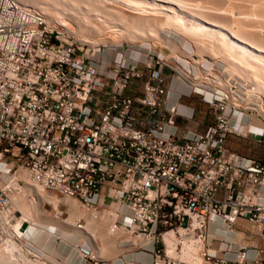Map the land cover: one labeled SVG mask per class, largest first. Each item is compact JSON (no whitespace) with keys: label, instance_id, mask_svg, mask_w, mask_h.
I'll list each match as a JSON object with an SVG mask.
<instances>
[{"label":"built area","instance_id":"1","mask_svg":"<svg viewBox=\"0 0 264 264\" xmlns=\"http://www.w3.org/2000/svg\"><path fill=\"white\" fill-rule=\"evenodd\" d=\"M165 65L126 54L104 63L37 11L0 0V248L13 239L15 163L46 192L103 212L115 242L149 256L134 264H195L168 254L163 234L174 252L197 247V264H264V247L207 239L209 223L228 230L237 219L264 236V161L228 148L241 127L225 94L208 99L202 131L178 132L176 119L190 114L170 104Z\"/></svg>","mask_w":264,"mask_h":264},{"label":"rangeland","instance_id":"2","mask_svg":"<svg viewBox=\"0 0 264 264\" xmlns=\"http://www.w3.org/2000/svg\"><path fill=\"white\" fill-rule=\"evenodd\" d=\"M16 1L18 2V0ZM50 1L51 0H48L47 4L49 5V7H53V6L55 7V8L54 7L52 8V10L54 9L52 11L53 13H47L46 11L41 9V7L37 4H34V5L32 4V6L30 5L29 7H31L30 9L35 10L38 13H40L44 17L45 21H47L46 17L49 18L50 21H47V23L49 22L48 24L51 25V26L49 25L51 28L57 29L63 35H66L73 41L77 42L78 45L82 44L83 48L87 49V51L90 54L92 53L102 60H105V61L107 60V61H112V62L117 61L118 59H121V54L133 55L136 58H140V59L146 56H150L151 58L153 57L154 60L157 59V61L159 62L161 61L166 62L167 65H169V67L171 68L165 65L163 66V71H165L166 73L167 71L169 73H172V77H173L172 83L169 85V92H168L169 94L168 96L170 97V104L174 106L183 104L185 106H181L180 108L187 110L186 111L187 114H190V117L186 119L185 118L176 119V124H179L178 121L180 120L182 122L181 124L183 125L185 124L190 131H202L203 128L205 127V124L211 120L213 109H212V105L208 102V99H210L214 93L218 96L219 94H224L223 93L224 89L227 91H229L230 89L231 90L230 94L229 95L225 94L228 97L226 101L227 107L229 108L231 118L233 117L236 120V122L240 124L241 132L238 134L230 133L227 137L226 144L229 149H231L232 151L236 152L239 155L251 157L258 161H264V89L262 86L258 87L257 85H255L257 87L256 89V87L253 85V83L255 82V79H254L255 77H253L252 75L253 72H251L250 70L247 71L246 69H244L245 72L247 71L245 74V72L242 70L239 72L235 68H231L230 65H233V64H229L228 61L226 62L228 57L227 56H226L227 58L223 57L222 56L223 53L219 55V53L221 52H219L217 45L214 44L215 41L213 39H211L210 37H207L208 39H206L205 36H201L199 39V40L202 39L201 44L200 43L197 44L196 41H193V39L191 40L189 39L190 41L188 40L189 36L190 37L193 36V35L191 36L190 34L188 36L189 31L187 32V35H186L184 34L185 31L181 32L183 30H181L180 32L176 30L178 32L177 33L175 30L169 27H166V28L162 27L159 31H156V32L154 31L155 34L158 33L160 36L158 34L152 35L151 33L153 32H150L149 30L146 29V31L144 32L138 31V33H141V36L136 37L135 33H132L133 35L131 34V31H129L130 29L125 28L126 29L125 30L124 25L117 23L116 24L117 26H114L115 23H111V22L109 23V21L105 22L107 20H104L103 17L102 19L101 17L97 15H90L91 17L93 16L91 23L94 26L93 29L95 30H87L86 28H83L81 26L83 22L85 21L83 18L82 19L76 18L77 16L71 15L69 11L67 12L66 10H61V8L59 10V7L55 6L56 3L53 4L52 1L50 3ZM202 1L200 0V3H199V0L198 2L197 0L196 2L192 1L190 2V4L188 1L187 2L184 1L182 3H187L189 5H192L191 6L192 8H190V6L189 8H187L188 9L187 11H189L190 13H193L197 9V12H198L197 14H199L198 16H203L199 12H202V14H204V12L206 11L210 12L209 7H217V5L215 6V4H213L214 2L212 0H202ZM249 1H247L248 3L246 2L247 3L246 6L241 7L242 9L245 8L244 11H246V9H249V11L250 9L251 11H254V8L252 6L253 3L251 4L252 0L250 2ZM220 3H221V6L224 7V8L221 7V9H225V8L228 9L230 7L227 1L223 3V0H219L218 4ZM199 6H201L200 8L205 6L206 9L202 8L201 9L202 11L200 10L198 11ZM119 7L123 9L121 5H119ZM249 7H252V8H249ZM212 9L210 8L211 11L216 10V8L215 10H212ZM230 9L232 8H229L228 10ZM54 11H57V12L54 13ZM124 12L126 13V10H124ZM141 16L151 17L148 15H145L144 13H142ZM107 24L108 25L112 24V25H109L108 27ZM116 28L117 30H115ZM202 37H204V39ZM203 40H206V41L208 40V42L204 41L205 44L203 45L202 44ZM166 42L168 43V45L165 44ZM210 42L211 43L213 42L212 46L209 45L213 48L211 50L208 49L209 46H206L210 44ZM194 44L197 46H194ZM214 45H216V47ZM214 47L217 49H215ZM196 48H199L198 50L200 51L197 52L198 50ZM201 48H204L206 50L203 51V49L201 50ZM247 73L251 75H247ZM261 73L264 76V73L263 72ZM138 85H139L138 82H134L131 85V88L133 87L138 88L139 87ZM193 85L199 86L198 88L201 91L193 89ZM226 86L230 88H226ZM253 86L255 87V89L253 88L252 90ZM213 88H215L216 90H214ZM7 161H9V159H7ZM0 164L2 163L0 162ZM17 168L18 166H16L15 163H12L11 168H9L8 170L15 174ZM20 174H23V171H21ZM22 183H23V180H22ZM20 184H21V181H20ZM23 184L20 187L21 188L20 191L14 195H16L19 198V200H21V205L23 206V210H26L28 212L26 214V217L28 218V221H31L32 223L33 220L37 219V216H36L37 214H35V211H34L35 207L33 206L31 202L30 191ZM60 198L62 199V197ZM62 203L63 202H60L61 207L59 208L62 210L61 216H59L57 212H55V210L52 207L53 205L50 202H47L46 200L43 201L42 207L44 209V214L47 215L48 218L49 217L54 218L55 213H56L55 221L58 220L62 225H64L63 217L66 216V211L63 210L64 204ZM78 211L79 212L82 211L81 213L84 215H87L88 213L91 212V211L90 212L85 211L82 208H80V210ZM23 214L25 215V211ZM16 215L21 216L18 212H16ZM242 220L244 222L243 227L240 229L242 231V235L238 238L237 242L239 244L246 243L245 241L247 239V235L249 234H251V236L255 240L259 239L260 235H259L257 225L252 224L245 219H242ZM102 222L99 224V227L103 228V226L101 225ZM213 224L216 225V223H213ZM28 228L30 232L29 239L35 245L36 243H35L34 234L36 232L35 231L36 229L32 227L31 224L30 226H28ZM104 228H107V227L104 226ZM103 229L99 231L100 237L105 235L103 232H101L103 231ZM51 230L52 232H55V233L61 232L62 235L65 234V232L64 231L62 232L60 228L55 229L54 227H51ZM39 233L40 232H37L35 235L38 236ZM74 236L76 237V241H79V245L75 241H73V243L77 244L79 246V249L82 248L80 250H83V253L86 254V255H83L84 256L83 260L85 258L86 260L92 261V257L96 258V256H101L100 259L102 260L103 259L107 261L110 259L116 260L122 257V255H117L118 253H120V251L121 253H123V255L126 254L128 256L131 255L130 251H133V250H129L130 246L123 247V246H119L118 242H114L116 241V239L114 240V235H109V236L104 237L99 242L100 249L92 245V243L89 240L88 241L90 242L92 247L89 246L85 241L78 240L80 238V235L78 233H75ZM217 237H219V235ZM108 239H111V240H108ZM59 240H60L59 238L58 240H54V238H52L47 243L49 244L50 249L55 248L54 252H56L57 254L59 252L61 253V255H54L52 256V258H54L60 263H63L61 260V257L65 254L64 253L65 250L57 249V245H58L57 243ZM39 241L40 240H38L37 243L41 244V241L40 242ZM80 242H83L84 245H80ZM129 242L130 241H128L127 243L130 244L131 242L130 243ZM104 246L110 249H104ZM63 247L64 246H62V248ZM41 251L48 254L44 249H41ZM92 251H93V254H92ZM173 254L174 252L171 255ZM2 257L6 258L5 256H2ZM181 257H183V259ZM187 257L185 259L184 256L179 257L178 255L179 259L181 260L185 259L191 263H195L196 259L197 260L195 264L201 261V258L199 256H191L190 258H192V261L190 260L189 256ZM194 257L196 258L195 260H193ZM21 258L23 259V256ZM126 258L127 256L125 257V259ZM97 260H98V263H100L99 258H97ZM122 261H125V260L122 259ZM67 263L68 262H66V264ZM132 264H134V262Z\"/></svg>","mask_w":264,"mask_h":264},{"label":"bare ground","instance_id":"3","mask_svg":"<svg viewBox=\"0 0 264 264\" xmlns=\"http://www.w3.org/2000/svg\"><path fill=\"white\" fill-rule=\"evenodd\" d=\"M51 1L53 4L56 3L55 6H58L59 10L61 8V10H66L67 12L69 11L71 15L77 16L76 18H81V19L83 18L85 20L84 21L85 23L83 22L81 26L83 28H86L87 30H95L93 29L94 26L91 23L93 16L91 17L90 15H97L101 18L103 17L104 20H107L105 22L109 21V23L110 22L115 23L114 26H117L116 25L117 23L124 25V29L125 28L130 29L129 31H131V34L135 33L136 37L141 36V33H138V31L144 32L147 29L150 32L154 33V31L155 32L159 31L162 27L163 28L169 27L175 31L177 30L178 32L183 30L181 32L185 31L184 34L186 35H187V32L189 31L188 36L189 34L193 36L192 37L189 36L190 38L187 36L188 40L193 39V41H196L197 44L198 43L201 44L202 39L199 40L201 36H205L206 39H208L207 37H210L216 42L215 43L212 40L214 44L217 45L219 52H221V53L219 52L217 53H219V55L223 53L222 55L223 57H226V56L228 57L226 62L228 61L229 64H233V65H230L231 68H235L239 72L241 70L245 72L244 69H246L247 71L250 70L251 72H253L252 73L253 77H255L254 78L255 82L253 83V85L254 86L257 85L258 87L262 86L264 89V76L261 73V72L264 73V0H252V1L250 0L251 4L253 3L252 6L254 8V11H251V9L250 11L249 9H246V11H244L245 8L244 9L241 8L243 6H246V4L248 3L247 1L249 0H226L227 3H229L228 5H230L229 8H232L233 11L232 9L228 10L229 8L221 9L222 2L220 1L221 3L218 4L219 0H212L214 2L213 4H215V6L217 5V7H209L210 12L203 11L204 14H202V12H199L203 16H198L199 14H197L198 13L197 9L195 11L193 10L194 11L193 13H190L189 11H187L188 10L187 8H189V6L190 8H192L191 7L192 5H189L190 2L192 1L196 2V0H192V1L190 0H51ZM184 1L186 2L190 1V2L189 4L182 3ZM226 1L223 0V3ZM18 2L25 8H28L30 5L32 6V4L33 5L37 4L41 7V9H43L47 13H53L52 11L54 10V9L52 10L54 6L49 7V5L47 4L48 0L47 1L46 0H18ZM199 3H200V0H199ZM119 5H121L123 9H121ZM200 7L201 6H199L198 11L199 10L202 11L201 10L202 8L206 9L205 6H204L205 8L204 7L200 8ZM30 8L31 7H29V9ZM210 8L211 9L213 8L212 10H215L216 8V10L211 11ZM249 8H252V7H249ZM236 9L237 10L239 9V10L237 11ZM124 10H126V13L124 12ZM55 12L57 11H54V13ZM142 13H144L145 15L151 16L152 18L141 16ZM46 20L50 21V19L47 17H46ZM109 25H112V24H109ZM109 25L107 24L108 27ZM115 30H117V28ZM153 33L151 34L152 35L158 34V33L156 34L155 33L153 34ZM202 38L204 39V37ZM204 41L208 42V40L207 41L203 40L202 41L203 45L205 44ZM212 43L210 42V44L206 46H209V45L212 46L213 45ZM165 44L168 45L167 42ZM216 45L214 46L216 47ZM194 46H197V45L194 44ZM209 47H208L209 50L213 49L212 47L211 48ZM204 48H201V50L202 49L203 51L206 50ZM196 49L198 50L199 48H196ZM199 51L200 50H198L197 52ZM102 61L104 63L106 62L105 60H102ZM247 75H251V74L247 73ZM254 86L252 87V90L253 88L255 89L256 86L255 87ZM198 87L199 86L197 85H193V89L201 91ZM226 88H230V87L226 86ZM213 89L216 90L215 88ZM230 91H231L230 89L229 91L224 89L223 93L226 95H229ZM174 107H176L179 110L178 105H175ZM20 170H21L20 168H17L16 172L14 171L15 174L13 173L12 175H10V178L15 184V187H13L14 191L9 195V198H10L11 206L13 207V209H15V211L18 212L21 216H17L15 214V221L12 225V232H11L13 236L12 241L10 242V244L2 245V247H5V248H0V254H1L0 264H37V263L39 264H64V263L58 262L57 260L52 258V256L41 251V249H43L44 246L47 244V242L51 240L52 238H55L57 240L58 238L60 239L58 242H60V245L64 246L68 254L67 264H73L76 261L77 257H79V259H83L84 257L83 250H80L79 246L73 243V241L76 239V237L74 236L75 233H78L80 235V238L78 240L85 241L87 242L89 246L92 247V245H94L96 248H98V246L100 245L99 242L104 237L113 235L109 232L108 222H107L108 219L103 212L101 214H93L92 212L89 211L90 213H88L87 215L82 214L81 213L82 211L81 212L78 211L80 210V207L75 200L71 198H64V197H62L61 199L60 197L56 195L46 192L37 183H35L32 178L27 176L25 173L20 174V172L22 171ZM5 174L6 173L3 174V177L5 180H7V177L9 176ZM17 178H20V180H23V183H24L23 185L30 191L31 202L33 206L35 207V210H34L35 214H37L36 215L37 219L33 220L32 223L31 221H28V218L26 217V214L28 212L26 210H23V206L21 205V200H19V198L16 195H14V194H17V192H19L21 189L20 188L21 186H17V183H16ZM44 200H46L47 202H50L53 205L52 207L55 210V212H57L58 215H59L60 202H63L66 205L65 207L66 216L63 217L64 225H62L58 220H57L58 223L57 221H55L56 213H55L54 218L53 217L48 218V216L44 214L43 212L44 209L42 207ZM24 211H25V215L23 214ZM79 215L84 216V227L82 229H78L74 225V218ZM101 222H102L101 225L103 226V228L104 226L107 228L103 229L102 227H99V224ZM30 224L32 227L36 229L35 234L37 232H40L38 236L34 234L35 243H36L35 245L29 239L30 232H29L28 226H30ZM51 227H54L55 229L60 228L62 231L67 233L68 236L62 235L61 233L52 232ZM101 229H103V231L101 232H103L105 235L100 237L99 231ZM222 231L233 234V231L231 229H228V230L224 229ZM19 235L23 236L24 238H22L20 242L19 240H17L19 242V244H17L15 243V239H16V236H19ZM207 236H208L207 239H210L209 232ZM128 239L132 243L133 238L128 237ZM38 240L41 241V244L37 243ZM88 240L92 243V245L90 244ZM163 240L166 244L167 253L172 254L174 250L172 248L171 235L163 234ZM140 241H143V239H140ZM22 251H25V253H35L38 255H31L32 257H30L28 260H25L24 257L23 259L21 258L23 256L21 255L23 253ZM17 253L19 255H17ZM175 254L177 256L179 255V257L184 256V258L186 259L187 256H189V258L191 256H198V251H197V247L189 245V244H185L184 247L180 251L174 252L173 255ZM132 255L133 254L131 253V256H127V258L124 259L125 261H122L123 264L125 263L132 264L133 262H135L136 259H134ZM2 256H5L6 258H3ZM100 257L101 256H96V258H100ZM181 258L183 259V257ZM195 259L196 258L194 257L193 260ZM190 260L192 261V258H190ZM196 260H195V263H196Z\"/></svg>","mask_w":264,"mask_h":264},{"label":"crops","instance_id":"4","mask_svg":"<svg viewBox=\"0 0 264 264\" xmlns=\"http://www.w3.org/2000/svg\"><path fill=\"white\" fill-rule=\"evenodd\" d=\"M169 95V94H168ZM181 106H185V105H183V104H179L178 105V108L179 109H181L180 107ZM185 111H187V110H185ZM178 123L179 124H177V130H178V132H180V133H182L184 130H186V129H188V127L184 124H181L182 122L179 120L178 121ZM189 130V129H188ZM44 212V211H43ZM213 223H217L216 221H213L212 223H209V226H208V232H209V237H217L218 235H219V238L221 239V240H219L218 242H215V247L217 248H223V247H229V248H233V247H236L237 246V244H239L238 242H237V240H238V238L242 235V231L240 230L242 227H243V225H244V222H243V220L242 219H237L234 223H233V225H232V227H231V230L233 231V234H230V233H228V232H225V231H222L221 229H219L218 228V226L217 225H214ZM213 224V225H212ZM236 225V226H235ZM63 232V231H62ZM59 233H61V232H59ZM62 234V233H61ZM64 235H67L68 236V234L67 233H65ZM220 235H222V236H220ZM54 240H57V239H55L54 238ZM109 240V239H108ZM111 240V239H110ZM115 240V239H114ZM75 242H77V244L79 245V241H76V239L74 240ZM115 242V241H114ZM246 243H240V244H243V245H256V246H260V247H264V236L263 235H260V237H259V239H254L252 236H251V234H249V235H247V239H246V241H245ZM87 243V242H86ZM58 245H57V249H64L65 250V248L63 247L62 248V246L63 245H60V242H58L57 243ZM80 245H84V243L83 242H80ZM223 245V246H222ZM51 246V245H50ZM119 246H121V245H119ZM98 248L100 249V245L98 246ZM48 254H50L51 256H54V255H61V253L59 254H57L56 252H54V249L52 248V249H50L49 248V244L47 243L45 246H44V248H43ZM81 249V248H80ZM104 249H110V248H108V247H106V246H104ZM133 255V258L134 259H138V260H140V261H144V262H148V260H149V256L148 255H146L144 252H137V251H130ZM65 254L61 257V260H62V262L64 263V264H66V262H67V256H68V254H67V251L65 250V252H64ZM92 254H93V251H92ZM85 255V254H84ZM117 255H122V257H120V259L122 258V259H125V257L126 256H128V255H126V254H124L123 255V253H121V251H120V253H118ZM70 256V255H69ZM131 256V255H130ZM223 256H225V257H231L232 255H223ZM137 257V258H136ZM93 259H95V260H93ZM120 259H116V260H113V259H110V260H105V259H100L99 258V260H100V263H98V260H97V258H94V257H92V261L91 260H86L85 258H84V260L83 259H79L78 257L76 258V261L73 263V264H122V259L120 260ZM82 260V261H81ZM102 261V262H101ZM81 262V263H80Z\"/></svg>","mask_w":264,"mask_h":264}]
</instances>
